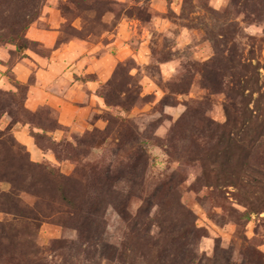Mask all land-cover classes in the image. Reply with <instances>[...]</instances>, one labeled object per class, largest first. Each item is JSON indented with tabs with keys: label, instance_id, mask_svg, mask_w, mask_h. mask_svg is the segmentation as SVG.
<instances>
[{
	"label": "rangeland",
	"instance_id": "1",
	"mask_svg": "<svg viewBox=\"0 0 264 264\" xmlns=\"http://www.w3.org/2000/svg\"><path fill=\"white\" fill-rule=\"evenodd\" d=\"M30 1L0 0V264H106L105 243L110 264H264V211L242 216L238 193L264 184L240 170L264 172V0ZM54 81L88 107L80 126L45 103ZM163 176L191 216L131 232L109 195L134 215Z\"/></svg>",
	"mask_w": 264,
	"mask_h": 264
},
{
	"label": "trees",
	"instance_id": "2",
	"mask_svg": "<svg viewBox=\"0 0 264 264\" xmlns=\"http://www.w3.org/2000/svg\"><path fill=\"white\" fill-rule=\"evenodd\" d=\"M40 0H31L30 3L32 4V7L36 4H39ZM26 30V27H20L15 31V35L11 37V42H14L17 44L21 39H23L24 32ZM19 48H21L19 46ZM219 143L218 147L225 149L226 143L229 140V138H223V134H219L218 136ZM228 159L227 157H224V160L226 161ZM215 169V168H214ZM241 169H247V171L255 172L257 174H260L264 177V172H259L256 167L250 163H244L240 166ZM99 174V173H98ZM185 182V179H175L174 176L171 177H161L156 182H154L150 187L149 191L146 194H143L145 191L146 185L141 181L138 185L139 187L137 190L139 191V195L137 199L141 202V207L139 208V211H137L134 215H132L128 211L129 206V200L131 198V195H126L122 198H113V200H120L118 201V204L116 205L113 203L114 201H111V194L109 195V204H111L115 209L117 210V213L121 217V220L125 223L131 224L132 223V229L131 232L138 227L144 236H149V233L151 232V217H154L160 213L168 212L171 213L174 209H182L186 211L188 215L191 216V211L185 209L184 205L181 202V195L180 191L182 190V185ZM100 184L101 188L104 186H107V183H102L97 178V185ZM262 187L259 188L257 185L247 184L243 187H239L238 193L239 196H243V198L250 197L253 199L250 202H247L246 205H243L245 208V212L242 214V216H245L248 214H255L258 215L262 211H264V184H261ZM262 189V190H261ZM102 190V189H101ZM58 191L63 199V201L66 204L72 205V200L64 194V190L62 189V186H59ZM258 191H262L261 197L256 195ZM105 197V195H102ZM260 200L258 201V199ZM247 200V199H245ZM89 210V209H88ZM96 216L95 211H87L84 216L83 221V227H78L77 232L78 236L81 238H87L90 241H95L94 236H92V233L95 229H93L94 225V217ZM82 224V223H81ZM264 225V222H263ZM86 226V227H84ZM193 228V234H198L201 232L199 228L195 226V224H192ZM160 238V233L157 234ZM198 236L202 237V235ZM97 244V243H95ZM99 256L101 259L106 263L110 264V262H114L117 259V248L114 244L105 243L101 247V252H99ZM97 264V263H96Z\"/></svg>",
	"mask_w": 264,
	"mask_h": 264
},
{
	"label": "crops",
	"instance_id": "3",
	"mask_svg": "<svg viewBox=\"0 0 264 264\" xmlns=\"http://www.w3.org/2000/svg\"><path fill=\"white\" fill-rule=\"evenodd\" d=\"M59 86L61 87L64 85H58L54 81L45 87V89H48L50 93L49 97L45 100V103L58 111V120L62 125H71L75 123L79 124L78 126H80L81 121L86 119L89 113L88 107H77L73 103L69 102L70 99L66 95V92L70 89V85L68 83L65 85V92H63L60 96H57L56 90L59 88ZM58 97L61 98L58 99ZM87 99H89V95L84 96L79 93L74 100H79L81 103L82 101H87ZM38 103L39 102L36 104Z\"/></svg>",
	"mask_w": 264,
	"mask_h": 264
}]
</instances>
